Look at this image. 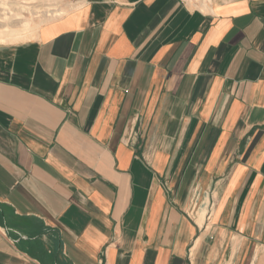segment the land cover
<instances>
[{
	"label": "crops",
	"instance_id": "1",
	"mask_svg": "<svg viewBox=\"0 0 264 264\" xmlns=\"http://www.w3.org/2000/svg\"><path fill=\"white\" fill-rule=\"evenodd\" d=\"M81 1L0 42V264H264V0Z\"/></svg>",
	"mask_w": 264,
	"mask_h": 264
},
{
	"label": "bare ground",
	"instance_id": "2",
	"mask_svg": "<svg viewBox=\"0 0 264 264\" xmlns=\"http://www.w3.org/2000/svg\"><path fill=\"white\" fill-rule=\"evenodd\" d=\"M33 1L34 0H0V23L3 22L4 26H7L6 21L9 16L14 15L17 19H22V14L24 12H30L40 18L39 22H34V26L32 25L31 20L23 19L21 20L22 22L20 28L0 31V42L15 41L25 37L27 38L30 33L35 32L39 24L52 19H57L68 13L70 10L63 7L53 6L54 4H35ZM207 1L208 0H203V2H201L203 8L208 7V2H211L212 0Z\"/></svg>",
	"mask_w": 264,
	"mask_h": 264
},
{
	"label": "rangeland",
	"instance_id": "3",
	"mask_svg": "<svg viewBox=\"0 0 264 264\" xmlns=\"http://www.w3.org/2000/svg\"><path fill=\"white\" fill-rule=\"evenodd\" d=\"M189 1L192 4L199 5L200 7H203V5H201L202 4L201 2H203V0H189ZM33 2H35V4H43V3H45V4H54L53 6L70 9L68 13H70L71 11L79 8L82 5V1L81 0H34ZM208 4L211 5V2L209 1ZM68 13H66V14H68ZM22 16H23L22 19L21 18L17 19L16 16H14V15L13 16H9L7 21H6L7 26H4L3 22L0 23V31L6 30V29L12 30V29L20 28L21 27V22H22L21 20H23V19L31 20L33 26L35 25L34 22H39V20H40L39 17H37L36 15H34V14L30 13V12H28V13L24 12L22 14ZM54 20H56V19H52V20H49L47 22L54 21ZM47 22L39 24L38 27L36 28L35 32L34 33H30L27 38L26 37L25 38H20V39L15 40V41H8V42L15 43V42L25 41L27 39L32 38L37 33L38 29L42 25L47 23ZM5 43H7V42H5Z\"/></svg>",
	"mask_w": 264,
	"mask_h": 264
}]
</instances>
